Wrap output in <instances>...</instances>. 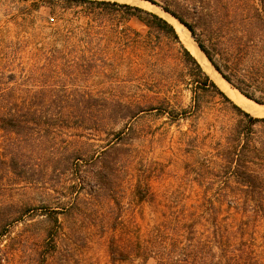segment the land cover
Listing matches in <instances>:
<instances>
[{
  "label": "trees",
  "instance_id": "1",
  "mask_svg": "<svg viewBox=\"0 0 264 264\" xmlns=\"http://www.w3.org/2000/svg\"><path fill=\"white\" fill-rule=\"evenodd\" d=\"M146 1L183 25L231 87L264 104V0ZM52 2L80 8L94 23L78 28L72 35H89L95 28L110 38L116 51L110 69L113 82L109 90L94 94L60 79L47 83L42 75L33 87L9 85L14 75H0V225L12 221L9 218H13L14 203L2 199V192L16 180L60 184L65 178L70 182L87 179L95 192L112 189L116 167L130 151L124 141L125 129L142 112L166 115L168 124L188 119L186 144L192 152L200 149V143H206L207 138L198 133L199 121L204 118L208 134H217L212 162L218 165L216 172L223 184L219 195L227 206L224 223L200 230L186 223L162 227L140 245L138 255L111 239V261L264 264V240H259L262 235L257 228L264 225V117L253 116L221 90L162 16L115 0ZM131 19L145 30L132 27L128 23ZM153 31L168 40L174 64L160 41L152 37ZM70 42L66 45H74ZM80 70L76 71L78 76L94 72ZM182 84L191 92L186 107L180 99ZM87 131L106 136L97 139L102 143L94 144L83 135ZM69 132L78 134L69 137ZM93 145L97 149L90 152ZM45 152L50 156L49 161L46 159L48 165L39 167L35 163V168L28 154ZM2 214L7 216L3 218ZM4 233L1 226L0 237ZM53 243L52 236L37 252L35 264H50ZM149 257L154 263L148 262ZM0 264H11L1 248Z\"/></svg>",
  "mask_w": 264,
  "mask_h": 264
},
{
  "label": "rangeland",
  "instance_id": "2",
  "mask_svg": "<svg viewBox=\"0 0 264 264\" xmlns=\"http://www.w3.org/2000/svg\"><path fill=\"white\" fill-rule=\"evenodd\" d=\"M52 1L0 0V75H14L9 85L33 87L42 75L47 83L60 79L94 94L109 90L113 82L111 62L116 52L110 38L95 28L89 35H72L78 28L94 23L80 8L63 7ZM128 23L145 30L134 19ZM152 37L160 41L174 64L168 40L154 31ZM67 42L74 45H66ZM85 68L94 72L78 76L76 71ZM188 87L180 86L183 107L190 101ZM167 120L166 115L145 111L129 123L124 141L130 151L116 167L112 189L95 192L87 179L70 182L68 178L60 184L16 180V184L5 188L2 199L14 203L15 212L8 225H0L5 230L0 248L11 264H35L37 252L52 236L55 249L49 255L50 264H126L111 261V239L138 255L140 245L162 227L175 228L186 223L200 230L224 223L227 206L219 195L223 184L216 172L219 167L212 162L217 134H208L206 119L202 118L198 133L207 140L200 143L197 152H192L186 144L189 120L182 119L179 124H168ZM77 134L69 132L68 136ZM83 135L94 144L102 143L97 139L106 136L93 131ZM96 149L93 145L90 152ZM1 151L0 147L3 160ZM49 153L28 154V159L33 165L45 167ZM55 185L57 190H51ZM257 228L262 235L259 240H264V225ZM148 262L154 263V259L149 257Z\"/></svg>",
  "mask_w": 264,
  "mask_h": 264
},
{
  "label": "bare ground",
  "instance_id": "3",
  "mask_svg": "<svg viewBox=\"0 0 264 264\" xmlns=\"http://www.w3.org/2000/svg\"><path fill=\"white\" fill-rule=\"evenodd\" d=\"M123 1H127L130 4L132 3L144 9L145 8L150 9L162 15L166 20H168L172 24L181 42L187 47V49L197 59V61L200 63V65L206 71V73L222 90H224L230 96V98L235 103H237L239 106H241L246 111L252 114L264 115V105L254 103L248 98L244 97L242 94H240L236 89L232 88L226 81H224V79L220 77V75L210 65V63L208 62L204 54L195 45L188 31L183 27V25H181L173 17L163 12L158 7L151 5L147 1H142V0H123Z\"/></svg>",
  "mask_w": 264,
  "mask_h": 264
},
{
  "label": "water",
  "instance_id": "4",
  "mask_svg": "<svg viewBox=\"0 0 264 264\" xmlns=\"http://www.w3.org/2000/svg\"><path fill=\"white\" fill-rule=\"evenodd\" d=\"M142 1H146V0H142ZM118 2V1H117ZM148 3H150L149 1H147ZM129 4V3H128ZM151 5H154V4H152V3H150ZM135 6H137V5H135ZM154 6H156V5H154ZM156 7H158V6H156ZM159 8V7H158ZM160 9V8H159ZM161 10V9H160ZM164 12V11H163ZM191 37V36H190ZM209 62V61H208ZM211 65V64H210ZM212 66V65H211ZM213 67V66H212ZM214 69V68H213ZM215 70V69H214ZM216 71V70H215ZM217 72V71H216ZM218 73V72H217ZM219 74V73H218ZM220 75V74H219ZM220 77L222 78V76L220 75ZM223 79V78H222ZM224 81H226L225 79H224ZM227 82V81H226ZM228 83V82H227ZM229 84V83H228ZM230 85V84H229ZM238 91V90H237ZM239 92V91H238ZM240 93V92H239ZM256 103V102H255Z\"/></svg>",
  "mask_w": 264,
  "mask_h": 264
}]
</instances>
